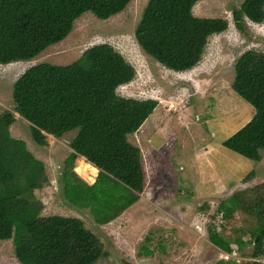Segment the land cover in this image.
<instances>
[{"label": "trees", "instance_id": "1", "mask_svg": "<svg viewBox=\"0 0 264 264\" xmlns=\"http://www.w3.org/2000/svg\"><path fill=\"white\" fill-rule=\"evenodd\" d=\"M132 1L0 0V65L33 61L66 40L86 14L106 21L124 12ZM201 1L149 0L136 30L143 51L177 73L197 67L210 38L230 27L225 19L197 16L194 8ZM233 21L242 33L248 22L263 24L264 0H244L233 11ZM135 78L136 70L125 57L111 45L101 44L69 65H34L13 87L15 111L31 124L36 145L48 146L47 135L62 139L77 132L63 172L64 193L71 204L89 209L99 226L133 207L146 186L142 152L128 137L143 127L159 103L118 95V89ZM234 91L256 112L231 149L260 162L264 150V53H251L242 61ZM15 122L11 112L0 113V242L13 241L21 264H97L108 253L82 220L43 216L44 202L36 194L46 186L45 165L25 141L12 136ZM78 157L99 170L94 184L75 172ZM254 178L252 172L245 182ZM255 196L236 193L217 210L222 223L240 212L257 215L261 230L253 239H233L214 229L209 232L210 242L227 254L253 246L249 264H260L257 260L264 256V188ZM146 252L152 255L149 249Z\"/></svg>", "mask_w": 264, "mask_h": 264}, {"label": "rangeland", "instance_id": "2", "mask_svg": "<svg viewBox=\"0 0 264 264\" xmlns=\"http://www.w3.org/2000/svg\"><path fill=\"white\" fill-rule=\"evenodd\" d=\"M244 0H202L194 13L203 18L229 21L227 32L210 38L197 67L185 73L166 69L148 56L136 40V30L149 0H134L127 9L102 21L89 13L79 19L70 36L29 62L0 65V113L11 112L14 138L44 163L46 186L36 198L44 203L43 216L78 218L101 241L108 257L97 264H249L253 246L247 245L225 260L227 253L209 240L210 229L233 239H253L261 230L257 215L236 213L225 223L217 210L236 193L255 198L264 188V150L255 162L236 154L231 144L255 116V108L234 91L240 64L251 53H264V23H247L237 30L233 11ZM109 44L135 68L136 78L118 89V95L155 100L159 106L143 127L128 137L140 148L146 177L140 200L109 224H96L89 209L65 197L63 172L73 153L77 132L48 146L33 141L31 124L16 111L13 87L32 66L69 65L93 46ZM83 157L75 162V172ZM255 178L245 182L250 173ZM77 173V172H76ZM78 174V173H77ZM92 180L81 179L92 185ZM90 177V178H91ZM262 187V188H258ZM255 196V197H253ZM146 249L152 252L148 256ZM0 264H21L13 241L0 242Z\"/></svg>", "mask_w": 264, "mask_h": 264}, {"label": "bare ground", "instance_id": "3", "mask_svg": "<svg viewBox=\"0 0 264 264\" xmlns=\"http://www.w3.org/2000/svg\"><path fill=\"white\" fill-rule=\"evenodd\" d=\"M77 172L79 173V175H81L85 180H92V177L90 176L91 174L96 175L98 173V169L93 167L91 164L84 163L81 164L78 168H77ZM91 177V178H90Z\"/></svg>", "mask_w": 264, "mask_h": 264}, {"label": "built area", "instance_id": "4", "mask_svg": "<svg viewBox=\"0 0 264 264\" xmlns=\"http://www.w3.org/2000/svg\"><path fill=\"white\" fill-rule=\"evenodd\" d=\"M236 254H237L236 252L233 253L234 256H235ZM224 257H225V260H228V259L230 258V255L226 254ZM258 262H259L260 264H264V256H263L262 258H260V259L258 260Z\"/></svg>", "mask_w": 264, "mask_h": 264}, {"label": "flooded vegetation", "instance_id": "5", "mask_svg": "<svg viewBox=\"0 0 264 264\" xmlns=\"http://www.w3.org/2000/svg\"><path fill=\"white\" fill-rule=\"evenodd\" d=\"M259 260V259H258ZM258 260H257V262H258Z\"/></svg>", "mask_w": 264, "mask_h": 264}]
</instances>
